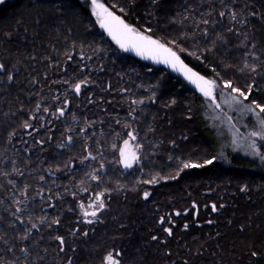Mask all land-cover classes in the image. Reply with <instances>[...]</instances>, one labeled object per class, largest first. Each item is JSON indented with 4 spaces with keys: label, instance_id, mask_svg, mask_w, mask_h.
I'll return each mask as SVG.
<instances>
[{
    "label": "trees",
    "instance_id": "obj_1",
    "mask_svg": "<svg viewBox=\"0 0 264 264\" xmlns=\"http://www.w3.org/2000/svg\"><path fill=\"white\" fill-rule=\"evenodd\" d=\"M100 2L264 107V0ZM0 65V264H264V171L217 162L202 96L119 49L88 0L1 4Z\"/></svg>",
    "mask_w": 264,
    "mask_h": 264
},
{
    "label": "snow or ice",
    "instance_id": "obj_2",
    "mask_svg": "<svg viewBox=\"0 0 264 264\" xmlns=\"http://www.w3.org/2000/svg\"><path fill=\"white\" fill-rule=\"evenodd\" d=\"M3 0H0V3H2ZM92 2V8H93V14L97 17V21L100 24L102 28L105 29V31L108 32L109 36L122 48L124 51H135L137 55L142 56L145 59H152L156 61L157 63H166L171 64L173 66H176V64L179 63V57L176 55L175 52L171 50V48L166 47L164 44L160 43L158 40L152 39L148 35H144L141 32L137 31L135 28L130 27L128 24L124 22L123 19H121L120 16L114 14V12L109 11L107 7L104 6V4H101L98 2V0H91ZM223 15V13H221ZM233 18H235V14H233ZM207 23V21H205ZM249 65L245 64V67H248ZM2 65H0V69H2ZM181 67L183 65L181 64ZM253 71H255V68H252ZM186 75L188 79H190L193 83L197 85V87L200 89V91L204 94V96L212 98V92L213 89L216 87V82L211 80H205L202 76H197L195 73H192L190 69H186ZM225 88H230L232 92L237 93L239 96H242L244 99H248V96L245 94V92L241 91L238 88L232 87L231 82L225 81L224 82ZM81 85L75 84V91L77 93L80 92ZM231 99L233 101H236L239 103V101L236 99L235 96H232ZM219 107V105H217ZM257 108H259L261 113H264V107L260 105H256ZM251 110V109H249ZM60 115H63V110H61ZM261 128L264 129V120L261 121ZM25 128H28L29 125L25 124ZM253 137H259L260 139H264V135H261L260 133L253 132L251 133ZM129 139L131 141H134L136 137L129 132L128 133ZM71 142V137H69V143ZM250 147L253 149V151H256V145L255 143L250 144ZM139 148V145H136V149ZM257 155H260L258 151H256ZM121 155V162L124 164L125 167H131L133 162H138V157L136 155V150L132 148V146L129 143V140L124 141V148L120 151ZM264 158V157H262ZM211 163V161H209ZM198 165L195 164H188L185 163L183 165L184 168L189 167H197ZM92 179H97L95 175L92 176ZM154 182V181H153ZM103 194H98L95 197V202L90 203L88 205V209H92L91 211L85 210L83 214L85 216H92L95 217L97 215L96 209L99 208L102 210L104 208V202L101 199V196ZM147 197V193L145 194ZM19 203V202H18ZM213 211H215V205L212 206ZM81 208H84V205L81 204ZM17 212L21 211L20 208L16 209ZM179 215V213H177ZM88 223H92L91 220L86 221ZM35 227V225H33ZM186 227V226H185ZM169 232V235H171V230L167 229ZM60 239V238H58ZM60 243L63 244V240L60 239ZM63 250V249H61ZM22 251L25 253V259H27V249H22ZM118 256L119 253H116ZM253 255H256V253H253ZM19 259V258H17ZM107 264H119V261L116 260L113 257L112 253H109L106 257Z\"/></svg>",
    "mask_w": 264,
    "mask_h": 264
},
{
    "label": "rangeland",
    "instance_id": "obj_3",
    "mask_svg": "<svg viewBox=\"0 0 264 264\" xmlns=\"http://www.w3.org/2000/svg\"><path fill=\"white\" fill-rule=\"evenodd\" d=\"M8 1L11 0H3L0 5ZM88 2L93 21L100 27L97 17L93 14L92 2L91 0H88ZM98 2L101 3L100 0H98ZM232 96H235L239 103L233 101L231 99ZM202 99L204 101V119L207 125L213 129L219 146V153L216 161L222 164H228V155H240L254 162L260 170L264 171V158H262L264 157V150L260 149L261 144L264 146V139L251 135L253 132L264 135V129L260 126L263 119L262 115H260L261 112L259 108L256 110L254 107L256 106L255 104L246 103L242 96L237 97L236 93L217 87L213 89L212 98L202 96ZM217 105H219V107H217ZM128 140L132 148L136 150L135 140ZM252 143H255L256 151H258L260 155H257L256 151H253L250 147ZM123 148L124 143L121 144L119 150V164L122 169L129 170L138 162H133L131 167H125L121 162L122 158L120 155V151ZM136 155L138 157L137 151ZM86 209L88 211L92 210L88 209V207ZM105 264H107L106 260Z\"/></svg>",
    "mask_w": 264,
    "mask_h": 264
},
{
    "label": "water",
    "instance_id": "obj_4",
    "mask_svg": "<svg viewBox=\"0 0 264 264\" xmlns=\"http://www.w3.org/2000/svg\"><path fill=\"white\" fill-rule=\"evenodd\" d=\"M100 25V24H99ZM101 27V26H100ZM101 29L103 30V32L108 36V38L122 51H124L122 48H120V46L111 38V36H109L108 32L105 31L104 28L101 27ZM126 53H128L129 55L141 60L142 62H144L146 65L148 66H153V67H161L164 68L168 71V73H170L172 76H174L175 78H177L179 81H181L188 89L192 90L194 93L200 95V96H204V94L200 91V89L197 87V85L195 83H193L190 79H188L187 75H186V69H190L192 73H195L197 76H201L199 73H197L193 68H191L189 65H187L177 54V56L179 57V63L176 64V66H173L171 64H166V63H157L156 61L152 60V59H145L142 56H139L136 54L135 51H124ZM181 64L183 65V67H181ZM205 97V96H204Z\"/></svg>",
    "mask_w": 264,
    "mask_h": 264
},
{
    "label": "bare ground",
    "instance_id": "obj_5",
    "mask_svg": "<svg viewBox=\"0 0 264 264\" xmlns=\"http://www.w3.org/2000/svg\"><path fill=\"white\" fill-rule=\"evenodd\" d=\"M259 159V158H258Z\"/></svg>",
    "mask_w": 264,
    "mask_h": 264
}]
</instances>
